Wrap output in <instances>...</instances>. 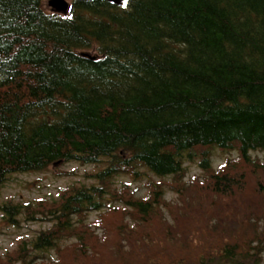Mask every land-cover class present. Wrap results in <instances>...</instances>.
<instances>
[{
    "label": "trees",
    "instance_id": "trees-1",
    "mask_svg": "<svg viewBox=\"0 0 264 264\" xmlns=\"http://www.w3.org/2000/svg\"><path fill=\"white\" fill-rule=\"evenodd\" d=\"M48 1L0 0V197L14 175L106 167L52 208L0 205L53 224L0 264H264V0ZM215 148L238 165L215 171ZM127 174L160 182L142 198Z\"/></svg>",
    "mask_w": 264,
    "mask_h": 264
},
{
    "label": "rangeland",
    "instance_id": "rangeland-1",
    "mask_svg": "<svg viewBox=\"0 0 264 264\" xmlns=\"http://www.w3.org/2000/svg\"><path fill=\"white\" fill-rule=\"evenodd\" d=\"M45 9L49 12L53 11V9L48 6V2L45 3ZM210 157L212 168L217 172L218 169L224 167L227 162L238 165V163H235L238 160L237 152L231 153L215 148L210 152ZM259 158L260 161L264 160L262 154L259 155ZM199 164V161L196 160L186 165V183L198 181L202 178L203 171L200 169ZM105 167V163L87 166H82L77 163H63L53 165L47 170L39 173L14 175L1 191L0 205L9 204L16 207L29 206L33 210L41 206L52 208L61 202L60 196L66 189L97 185L96 181H94L91 176L97 174ZM134 180L135 179H133L130 174L119 176L115 180V187L117 189H122L124 186H128L131 192L137 191V196L143 198L149 193L147 185L152 182H160L157 178L148 174L139 182ZM259 180L264 184V173L259 174ZM176 199V195L172 193L167 194V200L174 201ZM40 203H42V205H39ZM118 211L121 214V208H119ZM103 214H106V212L102 213V218L104 216V222L103 219L102 222L104 224L105 222L112 223L115 227L114 224L116 221L114 222L115 219H113V214L108 213L106 216ZM99 215H101L100 212L90 214V216H88L89 223L97 221ZM16 219L17 225H12L9 223L6 216L0 212V256L3 258L6 254L16 251L23 241L30 244L36 240L40 233L53 227V224L44 222L40 216H38L35 221L29 220L26 214L18 218L16 217ZM45 255L48 257H55L54 252Z\"/></svg>",
    "mask_w": 264,
    "mask_h": 264
},
{
    "label": "water",
    "instance_id": "water-1",
    "mask_svg": "<svg viewBox=\"0 0 264 264\" xmlns=\"http://www.w3.org/2000/svg\"><path fill=\"white\" fill-rule=\"evenodd\" d=\"M86 1V0H82ZM114 5L121 6L124 4L125 0H105ZM48 5L53 11L66 14L70 8V2L67 0H49Z\"/></svg>",
    "mask_w": 264,
    "mask_h": 264
}]
</instances>
